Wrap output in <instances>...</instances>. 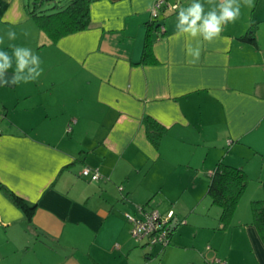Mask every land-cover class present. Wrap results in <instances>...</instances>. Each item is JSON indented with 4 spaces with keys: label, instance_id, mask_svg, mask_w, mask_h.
I'll use <instances>...</instances> for the list:
<instances>
[{
    "label": "crops",
    "instance_id": "obj_1",
    "mask_svg": "<svg viewBox=\"0 0 264 264\" xmlns=\"http://www.w3.org/2000/svg\"><path fill=\"white\" fill-rule=\"evenodd\" d=\"M156 1L92 0L89 29L52 44L28 17L32 0H0V51L31 48L42 69L0 86V264H264L251 212L264 183V0H241L239 18L211 42L176 39L177 14L193 0H166L176 9L159 13L154 61H142ZM253 24L256 45L239 40ZM147 118L164 129L158 148ZM219 161L249 178L226 227L205 199ZM86 167L102 179L81 178ZM2 187L34 206L29 220ZM183 188L195 197L188 215L211 217L183 218L185 232L196 229L194 241L210 232L212 247L181 244L177 222L161 251L136 249L125 216L153 199L139 196Z\"/></svg>",
    "mask_w": 264,
    "mask_h": 264
},
{
    "label": "trees",
    "instance_id": "obj_2",
    "mask_svg": "<svg viewBox=\"0 0 264 264\" xmlns=\"http://www.w3.org/2000/svg\"><path fill=\"white\" fill-rule=\"evenodd\" d=\"M66 1V2H64ZM32 0L26 6L28 17L36 25L52 44L60 39L89 29L90 27V4L92 0ZM4 6L0 3V14ZM161 24L156 20L146 23V33L142 51V61L150 59L154 61L151 50V37ZM256 25H251L239 40L255 42ZM146 134L152 145L158 148L164 134V129L154 121L146 119ZM249 178L240 168L233 167L219 161L210 175L207 195L211 203L221 209L219 221L224 227L231 222L237 204L244 194ZM263 198L252 202V222L255 225L259 237L264 244V183ZM8 199L19 208L29 220L34 206L28 205L22 198L3 188Z\"/></svg>",
    "mask_w": 264,
    "mask_h": 264
},
{
    "label": "clouds",
    "instance_id": "obj_3",
    "mask_svg": "<svg viewBox=\"0 0 264 264\" xmlns=\"http://www.w3.org/2000/svg\"><path fill=\"white\" fill-rule=\"evenodd\" d=\"M207 2L213 5L207 12L201 0H193L188 7L179 10L176 39L184 37L189 41L211 42L220 37L225 27L230 23H235L240 16L241 0H219L218 5L214 3V0H207ZM243 4L251 7L253 0H243ZM7 35L10 40L16 38L14 31H9ZM2 42L0 40V43ZM189 53L198 57L199 50L189 47ZM13 59H15L16 67L11 79H7L5 74L12 68ZM40 64V57L28 47L13 46L11 56L6 51H0V86L11 87L21 82L35 81L42 72Z\"/></svg>",
    "mask_w": 264,
    "mask_h": 264
},
{
    "label": "rangeland",
    "instance_id": "obj_4",
    "mask_svg": "<svg viewBox=\"0 0 264 264\" xmlns=\"http://www.w3.org/2000/svg\"><path fill=\"white\" fill-rule=\"evenodd\" d=\"M64 1V0H63ZM66 2V1H64ZM182 171H184V169H182ZM177 175H179V169L177 168L174 171V174L172 176V180L168 181V185L170 187H172L174 189V185L177 186L178 184V178ZM176 178V179H175ZM203 185H205V183H203ZM172 190V189H171ZM192 192L187 189H179V190H175V192H169L168 190L165 191H160L159 193L155 194V195H150V196H146V195H140L139 198L142 201L148 200L150 198H153L152 201L150 202L149 207L154 208L155 210H157L160 214H163L164 216L168 213V211H172L173 214V218L171 221V226L174 227V225L178 222L180 223L179 226V230L182 231V236L181 238H178V235L181 233H179V230L177 231L178 235L175 236V238L181 242V244L185 245V246H192L195 244V246L197 248H200V250H202L203 252H207L206 251V247L208 245H211L210 241L211 239H213V234H211L210 232H203L202 229L199 230V236L196 238V240L194 241V235L196 233V229L194 230H189V232H185L186 227L188 226H183V223L186 221H181L183 218H190L192 221V223H196L198 221H208L210 222L208 219V217H203V218H197L200 217V213L198 212L197 215L199 216H194L192 214L188 215V212L191 208V205L195 202L194 201V195L191 194ZM154 196V197H153ZM206 201H210V198L205 196ZM145 203V202H144ZM144 203H142V206H144ZM188 206V207H187ZM187 207V209H186ZM201 207H204V213H206V206H205V201L203 202V204L201 205ZM215 207V206H214ZM133 210V209H132ZM130 211V214H133L134 211ZM218 225L216 223V225H214L213 228L214 230L217 229ZM188 229V228H187ZM191 232V233H190ZM131 238V236H130ZM132 245L136 248L139 249L140 251H142V253L144 252H149V249L146 247H142L141 244H137L132 238ZM195 247V249H196ZM162 249L157 247H154L153 252L157 253L159 251H161ZM195 250L191 249V247H188L187 249L183 250V253H188L191 254L193 253ZM157 259V258H155Z\"/></svg>",
    "mask_w": 264,
    "mask_h": 264
},
{
    "label": "built area",
    "instance_id": "obj_5",
    "mask_svg": "<svg viewBox=\"0 0 264 264\" xmlns=\"http://www.w3.org/2000/svg\"><path fill=\"white\" fill-rule=\"evenodd\" d=\"M165 8L172 11L176 9V6L169 5L166 0H157L151 10L150 20H156L159 13ZM79 175L91 182L102 179V175L97 169L88 167L83 168ZM125 218L130 224V236L138 245L141 244L142 247L152 250L157 246L165 248L170 243L173 231L171 211L164 216L154 208L145 205L137 207L136 213L127 214Z\"/></svg>",
    "mask_w": 264,
    "mask_h": 264
}]
</instances>
